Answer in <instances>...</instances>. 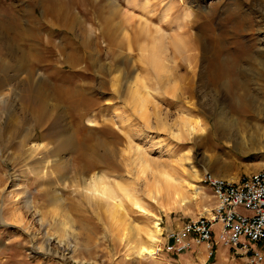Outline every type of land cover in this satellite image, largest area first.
Instances as JSON below:
<instances>
[{
    "label": "rangeland",
    "instance_id": "obj_1",
    "mask_svg": "<svg viewBox=\"0 0 264 264\" xmlns=\"http://www.w3.org/2000/svg\"><path fill=\"white\" fill-rule=\"evenodd\" d=\"M152 34L170 73L145 58ZM61 85L71 92H51ZM260 107L264 0H0V264H212L219 242L210 255L203 244L175 253L165 236L209 215L203 173L237 180L264 167V138L244 150L220 128L244 133ZM183 120L196 130L179 140ZM138 156L150 161L143 175ZM159 171L183 203L163 202L162 187L152 199ZM93 174L132 189L145 213L84 195ZM142 243L153 257L137 254Z\"/></svg>",
    "mask_w": 264,
    "mask_h": 264
},
{
    "label": "built area",
    "instance_id": "obj_2",
    "mask_svg": "<svg viewBox=\"0 0 264 264\" xmlns=\"http://www.w3.org/2000/svg\"><path fill=\"white\" fill-rule=\"evenodd\" d=\"M210 190L214 205L209 215L186 220L165 236L164 249L171 252L204 245L211 254L220 243L244 264H264V167L228 181L203 173L200 180ZM218 224V238L212 225Z\"/></svg>",
    "mask_w": 264,
    "mask_h": 264
},
{
    "label": "bare ground",
    "instance_id": "obj_3",
    "mask_svg": "<svg viewBox=\"0 0 264 264\" xmlns=\"http://www.w3.org/2000/svg\"><path fill=\"white\" fill-rule=\"evenodd\" d=\"M158 31H157V33H160ZM152 35L154 36V34H152ZM157 35H160V34H157ZM162 36H163V34H162ZM150 39H151L149 41V42H151L150 45L148 46L145 44L146 46H144V48L145 47L146 48L145 49L141 48L142 51H144L146 53L145 58L147 59V62L152 66V68L158 74V76H160L159 74H162V73L163 74L168 73V72L170 73L169 70H172V68L175 64H174V61L172 58L168 59V60H166L165 58H164L165 60L163 59V54L165 53V47H164L163 42H162L163 38L161 40V39H159V37L156 38L154 36V37H150ZM175 39L176 40H174L172 44L176 48L175 49L176 52L177 51L180 52L179 50L181 47H183V43L181 41V38L177 37ZM175 42H177V43L179 42V43L176 44ZM146 43H147V41H146ZM143 45H144V43H143ZM143 45H141V46H143ZM175 45H177V46H175ZM164 63L167 64V66L164 65ZM168 64L170 65V67H168L169 66ZM215 68H216L215 62H212L209 64L208 71L210 73V78H211V80H214V81H215V77H216V75L214 73ZM136 82H138V81H136ZM137 91H138V89H137ZM51 92H53L55 94L59 93L62 96L65 94L68 95L71 92V90L69 88H67L66 86L63 87L61 85V86L54 87L53 91H51ZM76 95H77V93L75 92V96ZM247 96H250V95L245 94L243 96L246 101H247ZM40 103L41 104L39 105V110H42L43 109V102H40ZM142 105H143V107L141 109L142 112H140V114H142L141 117L146 119V121H147L148 119L146 116H148V115H146L147 112L146 113L144 112L146 110H143L144 104H142ZM253 111H254V113H250L249 116H247V119L250 120L249 122H252V123H248V125L246 126L248 128H245L244 133H243V129H239V128L234 129V125H232L230 122H228V123L225 122L224 125H222L223 123L222 124L220 123V126L222 125L220 127L221 130H224V132L226 130L227 132L232 133L231 136L235 138V142L237 143V145L240 146V148H242L244 150L250 149V147L253 148L254 146H256L260 142V138H264V108H262V107H260L258 109L253 108ZM220 122H222V120ZM194 130H196V128L194 126L191 127V124L188 121L183 120L182 121V130H178L177 133L172 134V136L174 138L180 140V138L182 137L184 132L186 134V132L187 133L190 131L194 132ZM137 161L139 163L137 174L143 175L145 173V171L148 170V163L150 161L147 163V160L144 158H141V156L140 157L138 156ZM158 174H159L160 179L155 183V186H154L155 190H154V192L149 193L152 196V199L157 202V200L159 198V197L157 198V196H158V194H160L159 190L161 191L160 188L162 187V189L165 188V192L163 191L165 193L164 197L161 199L163 202H165L168 205H172V204L177 203L180 200V202L183 203L185 201V199L181 198L182 194L179 195L178 194L179 191L174 192V194L168 191L169 187L176 183V180L174 178L170 177L167 173H165L163 171H159ZM210 175H212V174H210ZM212 176H214V175H212ZM214 177H216V176H214ZM138 178H140V177H138ZM228 181H231V180H228ZM108 184L109 183L106 182V179L104 176H95L93 174L91 176V178L89 179V181L84 182L83 186L82 185L81 186H82V190L85 192L84 195H86V196L88 194L89 196H91V198L98 199L102 202H105V204L107 202L110 203V201L113 203L117 200H119V202L121 203L122 198H125L132 204V206H134L139 211H142V213H145V211L142 207L143 205H141L140 201L137 199V196L134 195V192L132 191V189L119 187L118 191H116L111 186H109ZM153 184H154V182H153ZM153 189H152V191H153ZM173 190H174V188L172 189V191ZM119 191H120V193H118ZM148 191L151 192L150 190H148ZM156 198H157V200H156ZM120 206L121 205H116L117 208ZM159 232H160V229L158 227V224L154 223L153 232L148 234V238H149L148 240H150V242H151L150 244H155L157 242V239L155 238V236L157 234H159ZM152 247H153V245L150 246V245H147L145 243H142L137 248V254H139L141 256L147 255V256L153 257L154 250Z\"/></svg>",
    "mask_w": 264,
    "mask_h": 264
},
{
    "label": "crops",
    "instance_id": "obj_4",
    "mask_svg": "<svg viewBox=\"0 0 264 264\" xmlns=\"http://www.w3.org/2000/svg\"><path fill=\"white\" fill-rule=\"evenodd\" d=\"M206 258L205 260H207ZM239 261H237L235 258L231 257L228 254L227 249H221L218 251V255L213 261L212 264H244V259L243 258H238Z\"/></svg>",
    "mask_w": 264,
    "mask_h": 264
}]
</instances>
